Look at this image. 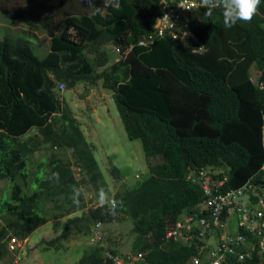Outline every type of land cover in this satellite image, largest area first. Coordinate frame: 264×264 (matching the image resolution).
Listing matches in <instances>:
<instances>
[{
    "label": "trees",
    "instance_id": "16d2710c",
    "mask_svg": "<svg viewBox=\"0 0 264 264\" xmlns=\"http://www.w3.org/2000/svg\"><path fill=\"white\" fill-rule=\"evenodd\" d=\"M181 1L182 13L172 14L174 25L159 35L157 19ZM96 5L102 7L103 0ZM91 11L85 0H0V18L7 26L0 33V180L11 182L9 200L0 201V258L10 255L8 242L15 245L14 238L23 240L52 223L60 232L39 239L41 253L63 250L62 243L76 238L70 264H102L106 225L123 215L133 224L132 251L142 254L134 264H186L194 255L202 257L201 245L213 247L221 234L246 232L234 212L225 213L236 202L247 204L246 195L216 199L222 209L213 225L216 204L214 196H206L203 180L219 181L222 190L214 193L219 195L261 174L264 0L251 23L238 22L231 29L224 27L220 9L206 16L201 0H121L119 10L110 7L90 18ZM15 24L42 28L48 39L41 44L48 53L35 55L32 34L6 31ZM143 38L153 42L141 45ZM110 40L121 56L111 64L107 50L100 48ZM58 82L111 90L127 137L140 140L145 155L146 172L132 186L111 163V174L121 181L115 191L109 188L81 122L56 98ZM34 126L41 136L27 135ZM42 149L46 154L36 158ZM73 166L84 172L80 182L92 184L97 200L104 188L121 202L115 216L98 202L87 207L82 194L78 204L73 202V190L80 186ZM32 183L35 189L22 192ZM250 195V201L257 198ZM189 215L204 217L211 226L193 224L182 228L183 236L167 235L169 225ZM229 220L235 228L225 226ZM86 236L88 246L81 254ZM253 237L248 233L247 241ZM260 249L244 260L226 252L224 261L264 264ZM44 258L40 264H60Z\"/></svg>",
    "mask_w": 264,
    "mask_h": 264
},
{
    "label": "rangeland",
    "instance_id": "374dc122",
    "mask_svg": "<svg viewBox=\"0 0 264 264\" xmlns=\"http://www.w3.org/2000/svg\"><path fill=\"white\" fill-rule=\"evenodd\" d=\"M158 23L159 21L157 20L155 26H157ZM9 25L11 24H8V26ZM13 26H15L16 29L8 27L6 30L10 31L12 36H16L21 33V31H25L32 34L34 38L36 37L41 43L48 39L47 35L40 27L30 26V29H27L24 26L21 27L19 24H15ZM5 28H7L6 23L2 20V18H0V33L3 32L2 29L4 30ZM34 38L33 43L30 45L35 55L41 58L48 53L49 48H44V44L38 43L37 39ZM109 46L112 45H104V48L109 49ZM113 56H116L114 52L111 53V57ZM82 89L83 88L80 86L73 87L72 90H64L63 95L65 100H68V106L71 108V110H75L78 114L74 115L82 124V130L85 135L84 137L93 147V152L98 162L99 169L101 170L106 181H108L110 186L109 188L112 191H115L118 188L116 185L121 181V179L115 178L111 174V163L120 169L121 174L123 175V182L127 186H132L134 183H136V176H141L142 173L146 172L147 165L140 140H131L127 137L119 118L116 106L113 102L111 90L103 89L100 84L97 87L91 88L84 95V97H81V94L83 93ZM92 104L95 106V108H93ZM83 120L85 121V128ZM90 125L93 127L92 129L90 128ZM61 149L63 148L53 150L57 152ZM65 152L68 157H72L70 149L65 148ZM45 154V149H42L38 151L35 156L38 158ZM109 158L111 159V162H109ZM72 171L79 182L81 178L85 176L84 172L79 167L73 166ZM36 187L37 185L32 183L27 188L22 187V192H30ZM77 189L82 190L81 194L87 201V207H93L96 205L98 202L97 192H95V189L91 183L80 182V186ZM10 191L11 182L8 179L0 180V201H8L10 198ZM118 217H120V219H117L115 222H110L108 225H106L104 231L106 232L108 238L104 240V246L107 249H114L119 253H128L131 258L139 259L141 256L138 253H134L132 251V241L134 238L133 224L123 215H119ZM185 223L186 221H182L176 225L181 224L179 230L182 231ZM225 226H231L235 228L234 220L227 221ZM55 227L56 226H52V223H48L47 225L42 226V228L34 230L30 236L24 238L23 240L15 239L17 244L13 246L10 244L8 246L10 247V249L8 248L10 250V255L7 254L5 258H0V264H20L15 262H23L22 260H26L28 264H40V256H45L44 261H48L51 257L60 264H70L76 255V252L74 251L75 244L77 243L76 238L72 240H66L65 245L62 243L61 246L64 247L63 250L51 249L48 251H42L45 252L44 254L41 253V251H38V247L41 246L38 245V241L42 236L51 239L59 234L60 229L53 230ZM222 237L223 234H221L219 237L220 241L222 240ZM201 239L205 242L207 238L202 236ZM81 240L83 241V239ZM213 240V236L209 237L210 242ZM213 243L217 244L218 241H213ZM205 245H201L202 250H204ZM87 246L88 238L86 236L84 237V243L80 247L79 252L82 254V252L87 249ZM17 248L18 252L16 251ZM208 257L209 256L207 252H205V258L207 260ZM7 259L8 261L6 263L5 260Z\"/></svg>",
    "mask_w": 264,
    "mask_h": 264
},
{
    "label": "clouds",
    "instance_id": "9594fccd",
    "mask_svg": "<svg viewBox=\"0 0 264 264\" xmlns=\"http://www.w3.org/2000/svg\"><path fill=\"white\" fill-rule=\"evenodd\" d=\"M85 2L87 3L88 7L92 10L90 18L101 14L105 9L110 8V7L115 8L116 10H119L121 8V0H103V6L102 7H98L96 5V0H85ZM260 5H261V0H201V6L206 9V11H205L206 16H210L212 14V12L215 11L216 9L221 10L223 25L226 29L233 28L234 26H236L238 24V22L251 23L254 20V18L259 14ZM187 27H188V25L186 22L185 28H187ZM159 35H162V34H159ZM149 42L152 43L153 39H151L149 41V38H143L139 41V44L146 45ZM107 44H110L112 46H109V49H106V48H104V45H107ZM100 48L107 50L108 61L110 64H111V61H114V60L118 61L121 58V56L119 54L118 46L113 45L111 40L102 44L100 46ZM202 49L203 48H200V50H202ZM112 52H114L116 54V56L111 57ZM77 86H80L83 88L82 89L83 93L81 94V97H84V95L91 89V88L87 87L85 85V83H83V82L76 83L73 87H77ZM73 87H68L64 82H58L56 84L54 92L56 94V98L58 99L60 105L63 103H66L67 105H69L68 100L67 99L65 100V98H64L63 91L68 90V89L72 90ZM93 108H95L94 105H93ZM71 111H72L73 115L74 114L78 115L75 110H71ZM53 114H55V113H53ZM74 117H75V115H74ZM87 120H88V118H87ZM83 124H84V128H85V121ZM81 127H82V124H81ZM90 128L92 129L93 127L91 126ZM27 135L41 136L40 132H38V128L35 126L31 127V128L29 127L27 129ZM261 141H262V147L264 150L262 128H261ZM37 152L38 151H36V153ZM259 172L261 173L260 176L255 177L257 180H250L249 182L244 183V185L248 184V183L251 185V188L249 190H244L243 188H235L233 190L228 189V190L220 193L219 195H217L218 198L221 199V198L225 197L227 195V192H232L233 196L245 194L246 195L245 202L248 204H249V202L250 203L252 202L253 203L252 206L254 207V209L260 210L262 212V214L260 216H258L257 219H264V203L259 202V199L264 200V163L262 164ZM204 182H205V184H203V187H204L205 191L207 192L206 196L213 195L216 191L222 190V186L219 183V181L215 182L213 179L206 177L203 180V183ZM239 189H242L241 194L237 193V190H239ZM81 191H82L81 189H74L73 190V202L76 204L79 203L78 198L81 194ZM250 194L256 195L257 198L250 201V197H251ZM228 201H230V199H228ZM98 204L101 207L107 206L110 214L115 216L117 214L116 209L120 206L121 202L116 201L114 198V194H112L110 191H106L104 188H101L98 192ZM201 205H205V204L202 203ZM201 218H204V217H200V216L195 217L193 215H189L188 217H184L183 219L177 220L173 225H171V226L169 225L167 227V231L171 227L176 226L177 223H180L182 221H186L185 226H184L185 230L191 229V226L193 224L197 225L199 227L203 226V229H205L206 228L205 225L200 223ZM247 220H246V224L251 223L255 226L256 229L254 231H250L249 229H246V232L244 233L246 240H244L242 243H239L241 245L240 248L235 247L236 256L240 252H246V251L249 252V254L245 256V258L250 256L252 254V251L254 249H256L257 246L261 248L259 250L261 253L264 251V247H261L259 244L261 237L264 236V233L262 234L259 231V229H262L261 225H264V222L261 223L260 225H258L257 223H255V220H252V221H247ZM257 229L260 232V234L257 233V231H256ZM248 233H251L254 236L253 242H251V243L249 241H247ZM199 236H201V235H199ZM15 239L16 238H14L13 240H15ZM218 243H221V242L219 241ZM10 244L13 246L12 243L8 242V246ZM215 245L216 244L213 243V247ZM208 247H212V246L211 245H207V246L205 245V249ZM8 248H10V247H8ZM138 254H140V256H142L141 253H138ZM109 255L117 256L120 259H122V264H134L135 261L137 260L135 258H131L128 253H119V252L118 253H112L110 250L106 249L103 252V257H102V261H101L102 264H108V263L114 264L112 258ZM6 256H4L3 258H5ZM189 262H190V259L188 260V262L186 264H188Z\"/></svg>",
    "mask_w": 264,
    "mask_h": 264
},
{
    "label": "built area",
    "instance_id": "2783aa9c",
    "mask_svg": "<svg viewBox=\"0 0 264 264\" xmlns=\"http://www.w3.org/2000/svg\"><path fill=\"white\" fill-rule=\"evenodd\" d=\"M185 1H181L177 4L176 8H170L168 13L163 16L162 18H158L157 20L159 21L158 25L155 26L158 30L159 34H162L164 32V28H168V27H172L174 25V21L171 18L172 14H177L179 15V13H182V10L184 9L183 3ZM193 5V3H189L185 6V9L190 8ZM262 87V86H261ZM262 137H263V141H264V123L262 126ZM264 144V142H263ZM202 172V171H200ZM244 190H249L251 188V185L245 184L242 187ZM242 189L237 190V193L241 194ZM232 195V192H227L226 196ZM212 196H214V199L212 200V203H215L216 205L213 207V222L212 224L215 225L218 219V215L221 213V206L218 205L216 199H218V196L213 194ZM259 202L264 203L263 199H259ZM206 203H210V202H206ZM248 204V203H247ZM241 205L238 202H236V204L234 206L231 207H227L226 209V214H229L231 212H234V215L237 216L240 221L239 224L244 226L245 229H249L250 231H254L256 228L253 224L249 223L246 224V220L247 221H252V220H256L258 218V216H260L262 214V212L260 210H255L254 208H252L250 205ZM200 223L204 224L205 227H210L211 224L205 219V218H201L200 219ZM181 226V224H178L174 227H171L168 232L167 235H176V236H183L182 231L179 230V227ZM258 234H260V232L258 231V229L256 230ZM189 236L188 235H184V238L187 239ZM244 240H246L244 233H238L235 236H232L230 234L227 233H223V237H222V241L221 243L216 244L214 247H208L205 249L204 247V255L201 257L199 255H194L191 257V260L188 264H202L203 262H206L207 259L205 258V252H207L208 254V262L206 264H228L226 261H224L225 259V253L228 252L232 255H234L235 257H237V260H243L245 258L246 255L249 254L248 251L246 252H240L239 254H235V247L236 245H238L239 243H242ZM259 244L261 247H264V236L261 237V240L259 241ZM202 249V247H200ZM140 255V254H139ZM114 264H122V259H120L117 256H111L109 255ZM204 257V259H203ZM210 260V261H209ZM111 264V263H108Z\"/></svg>",
    "mask_w": 264,
    "mask_h": 264
},
{
    "label": "crops",
    "instance_id": "0c3cea01",
    "mask_svg": "<svg viewBox=\"0 0 264 264\" xmlns=\"http://www.w3.org/2000/svg\"><path fill=\"white\" fill-rule=\"evenodd\" d=\"M35 250H36V249H35ZM38 251H39V250H38ZM22 261H23V262L20 261V262H15V263H20V264H25V263H26V264H28V262H27L26 260H22Z\"/></svg>",
    "mask_w": 264,
    "mask_h": 264
},
{
    "label": "flooded vegetation",
    "instance_id": "af4514ba",
    "mask_svg": "<svg viewBox=\"0 0 264 264\" xmlns=\"http://www.w3.org/2000/svg\"><path fill=\"white\" fill-rule=\"evenodd\" d=\"M36 38V37H35ZM37 39V38H36ZM37 41H38V43H40L41 44V42H39V40L37 39Z\"/></svg>",
    "mask_w": 264,
    "mask_h": 264
}]
</instances>
